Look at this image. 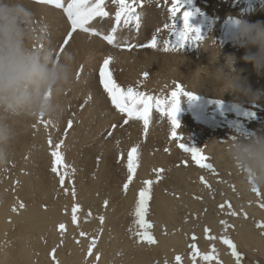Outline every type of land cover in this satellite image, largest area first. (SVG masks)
I'll return each mask as SVG.
<instances>
[{
    "label": "bare ground",
    "instance_id": "1",
    "mask_svg": "<svg viewBox=\"0 0 264 264\" xmlns=\"http://www.w3.org/2000/svg\"><path fill=\"white\" fill-rule=\"evenodd\" d=\"M140 2L143 5L138 9L140 13V27L138 29H141L138 35L137 31L134 30L137 29L135 23L129 25L121 23L116 32L115 44L107 43L100 36L77 31L73 34L70 43L64 47V51L74 52L77 58L74 80L67 90L75 98L80 94L85 105L83 108L78 106L77 98L73 101L72 105L76 106L75 110L78 116L70 118L73 127L71 126L69 134H66L62 140L59 133L61 125L67 121L65 116L69 102L65 95L67 90H65L60 98L64 105V113L57 122H51L46 127L40 120L24 118L22 125L31 128V130L30 123H35L33 130L36 132L31 138V142L24 143L12 140L9 150L10 160L8 159V161H13H11L12 165L7 166L6 169L0 167V264H55L50 255L51 250H55V243L59 245L60 224L67 228L65 235L66 240H69L71 232H73L74 237L89 231H92V234L95 230L94 224L98 223L95 234L99 243L96 245L103 248L104 252L98 259L90 262L88 259V264L91 262L93 264H108L111 260L112 251H115V256L120 259L134 258L135 260H130V264H147L156 256L168 258L172 250L177 251L182 246L180 238L175 240L161 236V230L158 226L163 225L168 230L175 228L178 204H187L189 207L197 208L195 203L197 194L190 192L189 194L177 195L179 183H182L183 186L198 183L199 189L205 187L202 182V184L200 183L198 175V171L201 172L202 170L197 171L189 164L186 172L181 173L179 177L177 176L179 174L174 175L175 170L182 171V167L174 168L175 166L180 167L177 164L178 161L180 163V158L184 157L185 160L188 158L182 153L183 151H180L178 144L185 143L191 147V139L189 138L188 141L186 139L189 136L187 128L191 127L190 130H194L193 128H198L199 125L197 122L194 124V121L196 119L201 121L200 118H196L197 116L187 110V107H191L193 104L192 99L187 95L180 97V105H183L184 112L183 116L177 119L180 127L177 132H183L179 135L182 140L173 139L168 144L163 141L162 135L167 136L165 130L167 128L172 129L171 123H162L161 119L156 122L149 116L148 129L145 134L143 121L139 122L138 119H129L123 116L125 114L120 113L112 104L108 93L98 82V68L103 59L111 57L109 71L112 77L117 61L120 70V72L118 71L119 78L127 82L129 86L151 91L154 97L161 100L170 98V93L175 90L177 84L182 85L187 92L191 93V96L197 95L198 90L199 93L205 91L206 95L211 92L216 93L215 90L220 84L210 75H208V77L210 76L209 80L204 82L205 90L198 89L201 81L204 80L203 76L199 75L200 67L205 65V61L213 59L209 48L215 45L219 47V58L224 63H226L229 50L236 58L234 66L242 62L236 56L242 47L236 46L232 40L233 18H241V13H244L245 10L244 6L249 1L184 0V7L175 18L176 29L179 31L183 28V12L195 13L194 6H197L201 15L196 22L190 19V24L194 28L200 29V35L203 39L201 41H188L179 50H173L165 45V41L175 39L172 35L174 30L173 19L169 12L172 0H167V2L165 0H140ZM26 3L35 13L37 21H43L48 25L49 40L52 45L60 40L61 35L65 36L68 21L58 8L38 3L37 0H26ZM105 6L110 12L109 16L97 19L95 24H91L101 33L111 30L115 13L119 7L113 0H105ZM259 9L264 11V2L259 4ZM227 15H232V18L227 19ZM219 16L221 17L219 18ZM254 20L257 21L255 18ZM165 25L168 27L166 28ZM213 27L217 28L219 33L217 31L212 32ZM152 28L157 30L150 32ZM225 35L229 39L227 42H223L226 40ZM136 37L140 39L139 45L147 44L155 37L157 46L155 48L146 47L149 49L148 53L138 50L141 47L138 49L133 47L129 51L127 48L121 49L118 46L126 44L122 41L126 39L132 41ZM86 65L88 67L92 65L93 70L84 69ZM145 72L149 73L148 77H144L143 73ZM247 80L248 77H240V82H247ZM209 86L210 89L207 90ZM201 104H203L202 107L204 106V111L209 108L207 103ZM198 107L196 105V108ZM205 117H202L203 122L201 121V124L207 121V116ZM43 120L48 121L47 119ZM76 120H78V124ZM125 120H128L127 126H121ZM112 123L116 126L115 130L111 132L112 135L109 136V130L103 128L107 129L108 125ZM76 125L77 131L72 134L71 131L75 130ZM204 127L202 131L206 132L203 130ZM17 128L18 123L15 122L14 129ZM55 128L58 131H55ZM199 130L201 131V129ZM148 133L151 134V138L146 137ZM140 134L144 135L145 138L140 137ZM94 135L97 141L96 139L93 140ZM137 137V142L141 147L137 156V158L140 156L139 166L135 169L134 179L127 190H123L124 196H121V191L118 189L120 182L113 176V173H110L109 169L114 161L113 156L129 150L127 149L128 143ZM49 138L52 141L51 145ZM90 139L95 142L93 143ZM61 141L64 144L60 146L59 151L63 156V163L67 167L58 165L57 171L61 175L67 173L63 187L60 185L59 175L52 171L54 157L51 154ZM174 143L176 146H172ZM39 144L41 146L37 147ZM175 147L177 149L173 151ZM17 148L19 149L17 150ZM167 148L172 151L166 152L165 149ZM210 153L215 158L221 157L219 153L213 154L211 149ZM163 164L165 166V174H162L163 181H161L163 185L161 187L155 183L156 185L152 188L153 198L149 200L145 214L146 221L151 225L147 231H153L155 235L151 234L155 243L149 244L145 241V245H140L142 241L137 233L141 229L136 223L135 216L133 217L139 197L138 193L145 187V181H150V178L156 176L154 169H158ZM72 170L74 171L72 172ZM6 175L8 176L6 177ZM73 189L75 190V197L72 195ZM161 189L164 191L172 189L173 194L177 197L165 198L163 193L161 195L164 196V199L159 195V191L163 192ZM17 195L24 200L25 206L20 207L18 204L16 206V199L19 197ZM261 200L264 201V197ZM103 201H108L105 208H102ZM256 202L258 205V201ZM43 206L45 209H42ZM73 207H76L75 222L72 219ZM13 208L16 210L13 211ZM259 211L261 212L259 215L264 220V209H259ZM98 214L102 215L103 222H101ZM168 224L170 227L167 226ZM248 235L252 242L249 245L264 252V237L254 233L251 228ZM42 236L43 240L41 239ZM105 245H108L109 249H106ZM83 257V253L77 250L69 260L62 259L61 256L54 259H61L59 260L61 264H79ZM35 259L37 261L34 262ZM229 264L234 263L230 262Z\"/></svg>",
    "mask_w": 264,
    "mask_h": 264
},
{
    "label": "rangeland",
    "instance_id": "2",
    "mask_svg": "<svg viewBox=\"0 0 264 264\" xmlns=\"http://www.w3.org/2000/svg\"><path fill=\"white\" fill-rule=\"evenodd\" d=\"M246 1H249V2L246 3V5L244 6L245 10L243 11L244 13H241V18H245L251 22H255L254 18L257 19V21H264V11L259 9V4L260 5L263 4L264 0H246ZM194 9L196 12L192 10L195 13H193L190 19H192L193 21L195 20L196 22L199 20V19L197 20V18L200 17L201 14L199 12L200 9L197 6H194ZM246 10L247 12H245ZM220 17L221 16H219V18ZM226 18L227 19L232 18V15H227ZM233 19L236 20V17H234ZM134 30L137 31V35H138L141 29H134ZM155 30L157 29L152 28L150 32H154ZM211 31L212 32L217 31V33H219L218 29L215 27H213ZM224 38L226 40L225 41L223 40V42L229 41L227 35H225ZM59 39L60 40L56 42L55 45H53L58 51L60 48V44L64 39V36L61 35ZM130 42H135V45H139L138 42H140V39L136 37L135 40H132ZM142 44L146 45V43H142ZM136 48L138 49L139 47H136ZM147 48H151V47H147ZM244 49L245 48H242L239 51V53H237L236 55L237 58H239V61L242 60V62L238 63V65L234 66V68L236 72L238 73L239 77H244V76L245 78L248 77L247 82L245 81L241 82L242 85H244L243 87L247 89V91H235V92L220 91V86H217L215 90L216 93L211 92V93H208V95H206L205 91H200L199 93V90H198L197 95H193L192 96L193 98H191L193 104L191 105V107L190 106L187 107L188 112L197 116L196 118H200L201 121L203 119L202 117L207 116V121L201 124L203 121L202 122L200 121L201 122L200 123L199 120L196 119V121H194V124L197 122V125L199 124L200 126L198 125V128L197 127L193 128L194 130L197 129L196 131L190 130L192 129L191 127L189 129L187 128L188 135L190 137L187 136L188 138L186 137V139L187 141L191 139L190 140V143L192 142L191 147L199 149L201 154L208 158L205 161V163L212 164L214 169L216 170V174H213L208 169L199 167L195 163V161L192 159L191 154L189 155V153L184 152L183 150H180V151H183L182 153L184 155H187L188 158L187 160H185L184 157L180 158V163L179 161L177 162V164L180 165V167L175 166L174 168L182 167L181 169L182 171L175 170L174 175L179 174L177 175L179 177L181 173L186 172L187 167H189L188 166L189 164L191 167H193L197 171L202 170L201 172L198 171V175L200 178L204 177V179L207 181V184L210 185V187H206L205 184L203 183L205 187L203 188L201 187L199 189V187L197 186L198 183L195 185L188 184L186 186H183L182 183H179V187L177 188V195L179 196L181 194H186V193L189 194L190 192L191 194H194V193L197 194V197L195 199L197 208L195 209L193 207H189L187 204L185 205L178 204L179 208L176 214L177 220L174 224L175 228L168 230L167 227L165 228V226L163 225L158 226V228H160L161 230L160 235L166 236V239L174 238L176 240L180 238L181 239L180 244L182 246L177 251L172 250L171 255L168 258L165 256H156L150 262L148 261L147 264H178V262L176 261L177 256L181 257L179 264H229L230 262L237 264L236 258L232 255V249L229 248L228 245L222 242L221 237L223 236H226L229 239H231V241L236 247V251L241 254L242 259L240 261V264H264V252L260 251L256 247L249 245V243H252V242L248 235L249 229L251 228L252 230H254V233H257L260 237H264V227L257 226L258 224L264 223L263 218L259 215L261 213L259 209H262V207H260V203L262 202L261 199L264 197V189H259L261 195L257 196L255 192L244 187L240 183V177L236 174V172L231 167V164L224 151L225 146L229 140L236 139L237 137H249L254 134H264V73L258 74L253 68V65L251 63H247L244 61L243 56L246 53V49L245 50ZM138 50H141L145 53H148L149 51V49H146V47L144 48L141 47ZM227 56H233L230 50L227 52ZM224 64L225 63L219 57L215 61H213V59L209 61H205V65H202L199 71V75H202L204 80L201 81V84L198 89L205 90L204 82L206 83L210 78V76L208 77L205 69H207L208 72H212V71H215V69H217L218 67L223 66ZM90 66L88 67L86 65L84 69L87 70V68H90V71L93 70L92 65ZM94 68H95V65H94ZM79 71H80V68H79ZM118 71L120 72L118 68V63L116 61L114 65V74H113L112 79L117 85L120 86L121 89L126 90L129 85L127 82L119 78L120 74ZM198 80H199V77H198ZM129 87H132L133 89L137 91L143 92L146 95L153 96L151 91H145L143 88L140 89L136 86H129ZM209 89H210V86L207 90ZM65 95H66V98L68 99L69 105L67 106V109H66L67 113L65 116L67 121H65L61 125L60 131H59L60 136L62 137V140L64 139L63 137H65L66 134H69L71 128L73 127V125L70 128L68 127V122L70 121V118L72 117L76 118L78 116L77 111L75 110L76 106L72 105L73 101L77 98L78 106L82 108L85 107L84 99L82 98L80 94H78L80 96L77 95L78 97L76 96L75 98L70 94L69 90H67L65 92ZM203 102L207 103V105L209 106V108L205 111H204V106L202 107L203 104H201ZM196 105L197 107L199 106L200 108L199 107L196 108ZM183 112H184V107L183 105H180V110L177 113V119L183 116ZM123 116L128 118L127 114ZM149 116H151L156 122H158V120L161 119L162 123L164 122L170 123L163 108L158 110L157 108L153 107L149 112ZM23 120H24L23 117L16 119L15 122L18 123V128L14 129L15 135H14L13 140H18L24 143L25 142L30 143L31 138L34 136V133L36 132L35 130H33V127H34L33 124L35 123L33 124L32 122L30 123L32 127V130H31V128L22 125ZM138 121L142 122V120H139V119ZM76 123L78 124V120H76ZM113 125L116 126V124L112 123L111 125H108L107 129L105 127L103 129L109 130L108 133L113 132L115 130V128L113 129L112 127ZM205 125L206 127H204ZM121 126L126 127L127 125L123 121V123H121ZM203 127L205 128L203 130H205L206 132L202 131ZM199 129H201V131ZM55 131H58V129L56 130L55 128ZM76 131H77V125L75 127V130L71 132L72 134H75ZM165 131L167 133V136L162 135V139L163 141L170 144V142L173 141V138L171 135L172 129L167 128V130ZM177 131L178 129L176 130V132ZM177 133L178 135H181L180 133H183V132H177ZM139 136L145 138L144 135L140 134ZM95 137H96L95 135L92 137L93 140L96 139ZM146 137L151 138V134L148 133ZM133 139L135 141L133 140L132 142L128 143L127 149L129 150H126V152L122 151V153L119 152L116 154V156H113L114 161L109 169L110 173H113V176L116 177L117 180L120 182L118 185V189L121 191V196H124L123 186L125 183H127L126 179L129 174L128 169H127L128 152L133 147H136L137 154H134V159H135L137 158L139 150L141 149L140 145L137 142L138 137L133 138ZM220 139L222 140L221 142H220ZM90 141L92 140L90 139ZM92 142L94 143L95 141H92ZM58 144H60V142ZM63 144L64 143H62L61 145ZM40 146L41 144L37 145V147H40ZM172 146H176V143H174ZM18 149L19 148H17V150ZM167 149L169 150V152L172 151L169 148ZM176 149L177 148L175 147L173 151H176ZM210 149H211V152H213V154L219 153L221 157L220 158L213 157L212 153H210ZM147 152H149L148 149H147ZM139 158L140 156L135 160L137 164L136 165L137 167L135 169H137L139 166V162H138ZM188 160L189 161L191 160V161L189 162ZM11 161H8V163L4 165V167L2 168L6 169L7 166L9 165L11 166L13 162ZM185 161L187 162L186 164L184 163ZM158 169H163V172L160 173L159 179H157L156 172L154 173L156 174V176L153 174L155 177L150 178V181H152L151 183L152 187L150 185L151 193H150L149 200L153 198L152 188L156 184L161 187L163 185L161 184V181H163L162 174H165L164 164L160 166ZM3 171L5 172V170ZM73 171L74 170H72V172ZM7 176L8 175H6V177ZM196 176H197V173H196ZM200 183H201V179H200ZM170 190L164 191L163 189L162 190L163 192L159 191L160 192L159 195L162 197L164 193L165 198L177 197L173 194L172 189ZM18 196L19 195H17V197ZM164 196L162 198H164ZM256 201H258V205ZM23 202L24 200L21 199L19 196L16 199V206L17 204L19 206L21 204L24 205ZM104 202L105 201L102 202V208L106 207ZM148 202H147V205H148ZM225 202L230 203L231 208H229ZM221 204L225 205L223 209H221L220 207ZM42 209H45V207L43 206ZM233 211L236 212L237 215L235 216L231 215L230 213ZM245 213L247 214L246 216H245ZM98 215L102 217L101 214H98ZM134 216L135 215H133V217ZM221 221H226L227 224L230 225V227L226 229L225 225L222 224ZM151 223L153 222L151 221ZM97 224L98 223L94 224L95 230L92 234H91L92 231H89V232H85L84 235L74 237L73 232H71L72 234L71 233H70L71 235L69 234V237H71L69 238V240H66L65 232L67 233V228L64 227L59 233V236H60L59 245L55 243V250L53 249L51 250L52 253L50 256L52 257L53 262L55 264H61V261H59L61 259H56V260L54 259V258H58L59 256H61L62 259L69 260V258H72V256L74 255V252L77 250H80L84 256L83 259L79 262V264H85L87 263L88 259H89L88 261L90 262L91 260H95L97 259V257L102 256L104 249L97 247L96 245L97 243H99V240L95 234ZM167 226L170 227V224H168ZM205 228L209 229L207 236L215 237V239L206 238ZM148 232L150 234L152 233L153 235H155L153 231L151 232L149 230ZM193 236H195V240H193ZM51 238H50V241H51ZM41 239L42 240L44 239L43 236L41 237ZM93 242H94V245H93ZM146 242L142 241L140 245H145ZM193 244H195L196 250H198L199 252V255H195V259H193V256L195 254L194 249L190 247V245H193ZM90 245H93L91 254H89V251H88ZM105 247L106 249H109L108 245H105ZM114 253L115 251H112L111 260L108 264H130L131 262L130 260L132 261L135 260L134 258H128V259L121 258L120 259L117 256H115ZM205 255H211L213 259L210 261L204 260L203 256ZM35 261H37V259H35L34 262ZM89 264H93V263L91 262Z\"/></svg>",
    "mask_w": 264,
    "mask_h": 264
},
{
    "label": "clouds",
    "instance_id": "3",
    "mask_svg": "<svg viewBox=\"0 0 264 264\" xmlns=\"http://www.w3.org/2000/svg\"><path fill=\"white\" fill-rule=\"evenodd\" d=\"M232 40L246 49L243 59L264 73V21H233ZM213 61L218 46L209 48ZM235 57L208 72L220 91H247L234 68ZM74 52H59L49 40L48 25L38 22L26 0H0V167L8 163L17 118L57 122L64 113L60 98L74 80ZM225 154L240 183L249 190L264 189V134L229 140Z\"/></svg>",
    "mask_w": 264,
    "mask_h": 264
},
{
    "label": "snow or ice",
    "instance_id": "4",
    "mask_svg": "<svg viewBox=\"0 0 264 264\" xmlns=\"http://www.w3.org/2000/svg\"><path fill=\"white\" fill-rule=\"evenodd\" d=\"M37 2L41 4H51L58 9H63V12L67 16V21L70 24V29L66 32V35L64 36V39L60 44L59 52L64 51V47L70 43V40L73 38V34L76 33L77 30L83 31L85 33H89L91 35L100 36L103 40L107 41V43L115 44L116 43L115 34L121 23H123L124 25L135 23L137 29L140 27V13L136 11V7L139 6L140 0H113V2L117 3L119 7L115 13V25L111 27V31L107 35H103L101 32H98L94 27L88 26L90 22H92L97 17L103 18L109 16V12L105 10V6H104L105 0H67L66 5H65V0H37ZM165 2H167V0H165ZM183 7H184V0H172L171 7L169 8V12L173 19L174 30L172 32V35L175 37V39L170 41H165V45L167 47H171L173 50L181 49L184 46V44L188 41H201L203 39L200 35V29L194 28L190 24V17L193 15V13L190 11L183 12V21H184L183 28L180 29L179 31L176 29L175 18L177 16V13H180ZM165 27L167 28L168 25H165ZM118 46L125 47L128 50H131L133 47L155 48L157 46V40L155 37H153L151 41L146 45L125 44ZM111 59H112L111 57H107L103 61V64L100 68V83L103 85L104 90L108 93V96L111 99V102L115 106V108L120 113H126L129 119L142 120L144 124L145 134L147 133V129H148L150 110L153 107L157 108L158 110L163 108L164 112L168 117L169 122L172 125V134H171L172 138L176 141L182 140V137H180L176 132V130L179 128L177 113L180 110V97L187 95L190 98H193L191 96V93L187 92L182 85L177 84L175 90L171 91L170 98L162 101L157 97L146 95L145 93L137 91L132 87H128L126 90L121 89L120 86L114 82V80L112 79L111 72L109 71V64L111 62ZM81 71H82V67H81ZM143 75L144 77H148L149 73L145 72L143 73ZM40 122L44 123L46 127L48 124L51 123L50 121H44L43 119H40ZM124 123L127 124L128 120H125ZM71 126H72V121H69L68 127L70 128ZM112 127L115 128V125H113ZM108 135L111 136L112 133L109 132ZM51 143H52L51 138H49V144L51 145ZM62 143L63 141H61L60 144H57L56 150L53 151L51 154L54 157L52 171L57 175H59L60 177L59 182L60 185L63 187L65 176L67 175V173L65 172L63 175H61L57 171L58 165L61 167H67L63 163V156L59 151ZM178 147L184 152L190 153L192 159L199 167L208 169L213 174H216V170L214 169L213 165L210 163H205V161L208 158L202 155L199 149L194 147H189L185 143H179ZM165 151H168V149H165ZM134 154H137L136 147H133L128 152L127 169L129 174L127 177V183H125L123 186L125 191L127 190L129 184L132 182L133 175L135 173L136 161L134 159ZM184 163L186 164L187 162L185 161ZM154 171L157 173V179H159L160 173L163 172V169H154ZM200 179L201 182L204 183L206 187H210V185L207 184V181L204 179V177H201ZM151 183L152 181L144 182L145 187L139 193V197L137 200V205L134 213L135 217L137 218L136 223L141 229V231L138 232L137 235L139 236L141 241H147V243L149 244L155 243L154 238L147 231V229L150 228L151 225L145 220L146 205L150 198ZM65 191H67V189H65ZM252 191L255 192L257 196L261 195L259 189L257 188H253ZM72 195L73 197H75L74 189ZM104 203L105 205H107L108 201H105ZM225 203L229 208H231L230 203L228 202ZM23 206H24L23 204L20 205V207ZM220 207L221 209H223L225 205L221 204ZM260 207L264 208V201L260 203ZM15 210L16 209L13 208V211ZM72 211H73L72 219L75 222L76 207H73ZM230 214L233 216L237 215V213L234 211L231 212ZM246 215L247 214L245 213V216ZM100 219L101 222H103V217H100ZM221 223L225 225L226 229L230 227V225H228L226 221H221ZM257 226L264 227V223L258 224ZM59 227L62 230L64 228V225L60 224ZM208 232L209 229L205 228L206 238L215 239V237H208L207 236ZM81 235H84V233H81ZM221 239L224 244L228 245V247L232 249V255L236 258L237 264H240V261L242 259L241 254L236 251V247L231 241V239H229L226 236L221 237ZM193 240H195V236H193ZM93 245L89 246L88 249L89 254H91ZM190 247L194 249L195 254L193 256V259H195V255H199V252L198 250H196L195 244L190 245ZM203 259L210 261L213 259V257L211 255H205L203 256ZM180 260L181 257L177 256L176 261L178 262V264Z\"/></svg>",
    "mask_w": 264,
    "mask_h": 264
},
{
    "label": "water",
    "instance_id": "5",
    "mask_svg": "<svg viewBox=\"0 0 264 264\" xmlns=\"http://www.w3.org/2000/svg\"><path fill=\"white\" fill-rule=\"evenodd\" d=\"M152 237H153V235H152Z\"/></svg>",
    "mask_w": 264,
    "mask_h": 264
}]
</instances>
